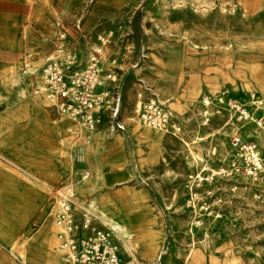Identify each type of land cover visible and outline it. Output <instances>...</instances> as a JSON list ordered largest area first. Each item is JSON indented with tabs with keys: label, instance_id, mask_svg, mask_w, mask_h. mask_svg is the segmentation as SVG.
I'll return each mask as SVG.
<instances>
[{
	"label": "rangeland",
	"instance_id": "1",
	"mask_svg": "<svg viewBox=\"0 0 264 264\" xmlns=\"http://www.w3.org/2000/svg\"><path fill=\"white\" fill-rule=\"evenodd\" d=\"M125 3L123 18L101 20L94 30L117 28L105 56L122 43L129 53L119 114L126 129L100 130L89 144L75 133L71 178L90 171L79 202L116 230L125 257L140 264H264V204L245 177L212 175L230 163L233 128L254 130L231 119L219 94L228 90L244 102L255 91L264 98V0ZM87 8L74 13L72 24L48 19L50 27L41 26L38 13L28 27L30 51L55 49L60 33L68 39L76 32ZM75 37V45L83 44ZM147 99L165 103L181 131L142 123L138 113ZM256 138L264 148V133ZM52 207L49 218L53 199Z\"/></svg>",
	"mask_w": 264,
	"mask_h": 264
},
{
	"label": "crops",
	"instance_id": "2",
	"mask_svg": "<svg viewBox=\"0 0 264 264\" xmlns=\"http://www.w3.org/2000/svg\"><path fill=\"white\" fill-rule=\"evenodd\" d=\"M85 3L87 12L80 19L77 35L73 30L68 34L67 46L87 56L98 34L117 30L110 29L112 24L99 32L94 29L101 20L108 23L123 18L125 0H0V93L9 92L8 96L0 94V264H61V256L53 250L56 232L52 241L55 227L49 213L52 199L55 204L54 189L73 179L74 138L82 131L75 120L59 112L54 101L32 94L34 83L25 80L21 67L31 49L27 43L31 20L39 13L41 26L50 27L48 19L52 24L59 20L72 24L74 13ZM75 36L83 44L75 45ZM111 52L115 53L105 56V52V62L117 58L115 72L124 82L123 67L130 62L125 43L111 46ZM118 120L122 124L119 115ZM125 129L105 122L93 138L103 134L97 133L100 130L113 135Z\"/></svg>",
	"mask_w": 264,
	"mask_h": 264
},
{
	"label": "built area",
	"instance_id": "3",
	"mask_svg": "<svg viewBox=\"0 0 264 264\" xmlns=\"http://www.w3.org/2000/svg\"><path fill=\"white\" fill-rule=\"evenodd\" d=\"M113 37V29L98 34L96 43L84 56L80 49L67 46V35L62 32L55 49L30 51L22 63L25 80L35 82L33 93L54 101L62 115L75 120L80 125L84 144L92 141L97 128L105 122L124 130L118 120L122 100V80L115 72L118 60L114 57L105 62L104 59ZM35 62L41 64L39 68ZM217 100L231 113V119L243 127L252 124L254 130L233 128L230 163L212 175L245 177L253 198L264 204V148L256 138L264 133V98L252 91L248 101L243 102L224 90ZM205 102L209 103L208 98ZM205 114L206 121H210ZM138 118L144 124L172 133L182 128L174 112L157 99L144 101ZM89 176L90 171L83 170L55 193L56 209L51 215L56 228L53 250L61 256V264H140L125 257L116 230L99 224L92 209L79 202V187ZM194 198L195 194L191 201Z\"/></svg>",
	"mask_w": 264,
	"mask_h": 264
},
{
	"label": "bare ground",
	"instance_id": "4",
	"mask_svg": "<svg viewBox=\"0 0 264 264\" xmlns=\"http://www.w3.org/2000/svg\"><path fill=\"white\" fill-rule=\"evenodd\" d=\"M149 127H152V128H154V129L162 130V131H163V129H160V128H157V127H153V126H150V125H149Z\"/></svg>",
	"mask_w": 264,
	"mask_h": 264
},
{
	"label": "water",
	"instance_id": "5",
	"mask_svg": "<svg viewBox=\"0 0 264 264\" xmlns=\"http://www.w3.org/2000/svg\"><path fill=\"white\" fill-rule=\"evenodd\" d=\"M168 240H166L164 247L167 248Z\"/></svg>",
	"mask_w": 264,
	"mask_h": 264
}]
</instances>
